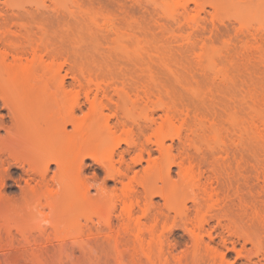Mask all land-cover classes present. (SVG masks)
I'll list each match as a JSON object with an SVG mask.
<instances>
[{
	"label": "rangeland",
	"instance_id": "obj_1",
	"mask_svg": "<svg viewBox=\"0 0 264 264\" xmlns=\"http://www.w3.org/2000/svg\"><path fill=\"white\" fill-rule=\"evenodd\" d=\"M20 1L27 8L32 9L31 16L29 14L25 18L17 16L18 10L13 5ZM142 1L145 4L141 6L134 0H0V22L2 20L9 22L6 24L2 22L0 31L8 29L13 31L9 34V42L23 41L24 33L29 30L35 32V44L40 45L41 54L46 59H51L55 51L60 53L62 51L61 57H68L73 53L80 55L79 59L84 60L88 66L86 80H93L91 100L95 99L97 103L105 104L107 107L103 111L107 115L111 116L114 113L113 116L116 117L115 112H120L118 113L120 115L127 113L128 116L137 118L136 121L139 122L134 123L133 120L130 122L131 119L126 114H122V117L117 114L121 120H124L123 116H127L130 122L127 121L128 128H132L134 132L125 133L117 125L118 118L111 116L110 137L107 138L105 132L102 134V139L112 144L117 143L121 138L126 137L129 140L135 138L151 150L152 155L149 154L148 157L145 151L142 164L135 168L139 170L138 176L141 177L144 174L143 168L150 165L165 167L170 164L174 180H179V163L184 159L188 166L187 158L190 155L194 160L196 171L202 173L201 183L205 184L213 180L215 194L202 198L198 195L201 193L199 187L193 186L177 192L179 196L177 194L165 199L159 194L161 189L166 188L165 184L159 182L151 187L150 191L155 194L146 197L144 188L135 183L137 181L135 178L133 184L138 187L137 198L124 197L120 195L122 183L106 179L107 169L102 166L100 168L99 164L93 162L90 157L85 159L88 167L85 168L82 189L90 190L92 197L83 202L78 195L63 194L61 193L63 184L55 178V165H51L48 173L50 176H46L49 177L47 181L42 179L40 173L27 172L30 167L39 165L36 160L40 158L36 155L40 154L44 141L39 144L40 147L34 146L35 141L30 140L29 135H25L29 144L27 140L23 142L25 138L21 139V144L28 146L33 144L31 143L33 140L35 144L32 146L38 148L33 147L36 151L29 148L34 152H26L27 157L24 153H20L19 160L24 167L14 165L12 157H9L10 147L3 145L5 142L10 144L9 135L15 130L11 128H16L20 124L22 116L12 117L8 112L9 109L6 108L8 111L5 109L0 99V118L5 119L2 120L3 123L0 122V182L4 181L3 185L0 184L2 185L0 227L15 230L20 249L36 245L37 243L29 238L32 239L34 233L41 235L43 244L55 243L60 262L68 261L73 264H90V262L162 264L163 260L160 258H167L164 257L166 253L171 264L182 263L178 261V255L183 257V260L186 255L188 256L184 264H223L219 257L222 253L226 256V261L233 264H258L259 261L264 264V141L252 137L244 138L238 130H233L228 117L233 96L241 97L247 92L264 95V49L260 50L256 45H252L248 54L244 55L243 45L248 38L236 35L239 27V21L236 20L239 15L251 17L254 25L259 26L264 22V9L262 7L257 10L258 0H225L229 7L222 9L220 13L226 18V23L219 25L216 30L209 25L207 30L200 33V37L210 43L212 51L209 55L198 56L183 53L184 41L181 38L187 36L188 29L179 30L153 25L150 17L156 12L155 8H152V0H148L151 1L150 3L147 0ZM108 13L116 17L115 22L120 21L119 25L114 22V25L120 26L118 31L113 29L115 28L113 25V28H110L109 24L105 27V16ZM131 17L141 20V24H131ZM259 35V40L261 37L264 40V33ZM174 37L179 41L174 40ZM230 40L234 42L233 47L229 45ZM148 41L159 46L164 53L152 56L138 53L137 51ZM7 44L8 42L0 40L1 49ZM201 44L202 42L198 45V49ZM169 50L172 52H168ZM227 52L231 53V57H228ZM67 81L73 84L70 88L74 96L80 97L82 108L85 114H88L91 105L85 97V91L75 84L72 74L67 76ZM96 84L101 89L97 90ZM103 89L107 91L108 97L103 93ZM120 98H122L121 107L120 104H116ZM160 99L165 102L176 99L178 108H189L190 115L177 116L172 124L162 125L164 118L160 116L163 114L161 108L165 106H162ZM233 103L239 109L240 117H247L250 109L243 106L239 100ZM152 111L155 112L157 122L150 126L146 116ZM262 111L264 113V107ZM78 113L80 116L83 115L82 112ZM1 124L8 127L5 129ZM68 128L71 130V125ZM17 129L19 128H16V131L20 133L21 131ZM10 130V134L7 135L6 132ZM16 133L14 131V134ZM176 133L188 137V153L183 151L176 136L173 140L170 139V136ZM161 134H166L169 137L168 143L174 146L169 156L162 155L155 144ZM127 148L125 143H121L120 150ZM140 152L138 147H134L125 155V160L128 161L126 162L132 163L133 156ZM34 156L37 159H33ZM117 160L119 162V157L115 156V166L120 167L121 164ZM133 173L134 171L130 172V175L134 176ZM39 178L42 181L39 182ZM103 180L106 181L107 189L103 190L105 192L103 195H99L97 191H101L98 188ZM26 182L29 183L28 186ZM194 198L199 204L196 201L192 202ZM130 199H138L140 207L142 206L141 209L135 207L132 220L136 221L139 217V224L148 228L156 227L158 231L156 235L161 233L162 238L168 234L166 237L171 239L172 243H176V248L172 250L174 252L170 253L169 246H166L168 244H165L166 240L161 241L162 244L159 235L157 239L154 235L156 241L159 239L156 244L165 245L163 251L166 253L163 252L162 257L158 256L157 261L155 259L158 255L157 251L160 252L158 248H162V245L158 244L160 246L158 247L156 241L154 243L152 241L153 247L157 249L155 252L152 246L149 247L150 253H157V255L154 253L155 258L152 257L154 263L145 259L146 254L140 261L133 257L134 245L137 242H134L131 235V237L128 235L129 238L124 235L123 238H127L126 241L130 239L132 244L126 243L124 239L123 244L118 240V243L116 242L118 245L108 240L105 234L108 236L109 228L103 226L101 221L110 220L111 228L120 231L123 225L120 215L124 213V204ZM144 207H149L150 210L149 212L146 209L149 213L145 214L146 217L142 211ZM228 216L231 221H227L230 219ZM218 224L223 231L219 232L212 241L211 232ZM148 228H144L146 235H143L142 243L149 238L150 233L148 234L147 231L153 229ZM192 233L198 235L200 242L204 243V239L205 244L212 245L214 251H208L209 247L206 249L200 242H197V245L195 243L197 238H194ZM247 235L252 237H249L252 242H245ZM151 238L152 235L148 241H151ZM233 242L241 250L242 255L239 258L235 252L226 250V246L233 247ZM136 245L138 247V243ZM145 251H147L146 246ZM140 253L138 254L141 255ZM173 253L177 256V260L172 257ZM151 255L149 254L150 257ZM168 262L164 261V264Z\"/></svg>",
	"mask_w": 264,
	"mask_h": 264
},
{
	"label": "bare ground",
	"instance_id": "obj_2",
	"mask_svg": "<svg viewBox=\"0 0 264 264\" xmlns=\"http://www.w3.org/2000/svg\"><path fill=\"white\" fill-rule=\"evenodd\" d=\"M134 1L136 4L137 3L141 4V6L145 4L144 1L142 0H134ZM150 2L148 1V3ZM151 3H152L151 5L153 6L152 8H155L154 10L156 12L155 15L153 13V15L150 17L151 21L153 22V25H157L162 28L189 30L187 36L181 38L182 41H184L183 43L184 54H195L201 56V55H209L211 53L212 46L210 45L209 42L204 41L200 37V33L207 30V27L209 25H211L212 28L216 30L219 25L226 23V18L222 16L220 12L222 9L229 7L228 2H226L225 0H152ZM257 3H258L257 10H260L262 7L264 9V0H258ZM13 6L16 7V9L18 10L17 16L20 18H25L27 14H29V16L32 15L31 14L32 9L27 8L22 1L17 2ZM114 18L116 17L108 13L105 16V21H106L105 27H108L109 24L110 28H113L114 26L115 28L113 29L118 31L120 26L117 27L116 25L117 24L119 25L120 21L119 19H117L119 21L117 23L115 22L116 19ZM130 19H131L130 22L133 25L141 24V20L135 17H131ZM237 21H239V27L237 29L236 35L237 36L243 35L248 38L245 41V44L243 45V47L245 48L243 54L247 55L249 52L248 50L249 48H251L252 45H256L260 50L264 49L263 38L261 37L262 40L261 39L259 40L260 38L259 34L262 35L264 33V24H263L264 22L260 23L261 22L260 21L259 22L260 25L256 26L254 25L253 22L254 20L251 21V17L247 18L243 15L242 16L239 15V17H237L236 22ZM2 22L4 21L2 20L0 22L1 26L3 25L1 24ZM6 22L7 21H5L4 24H6ZM114 22L117 24L114 25ZM251 22H253V24ZM8 30L0 31V40L2 42H8L7 46L4 49L0 48V99L3 102L5 109L6 108L9 109V111L7 109L6 110L9 112V114L12 117H16V115L22 116V119L19 121L20 124H18L19 127H17L18 125L16 126V128H19L17 130H20L21 132L18 133V131H16V128L10 125L12 127L11 128L9 126L11 130L15 129L14 130L15 133L16 132L17 133L14 134V131H12V134L9 135L11 130L6 132L7 135H9L11 138L9 140L10 144L9 142L4 141L6 144L3 142L4 147L7 146L10 147L9 151L11 153L9 155L8 152V155L9 157H12L13 163L14 165L16 164V167L18 165L23 166V164L19 160V156L21 155L20 153L22 154L24 153V155L27 157L26 152L33 153L34 151H36L35 149L40 147L39 144H41L44 141L45 143H42L43 147L40 151V154L38 153V155H41V157L36 155V157L40 158L36 160L39 165L33 168L30 167L28 171L27 169L25 170L27 172L35 171L38 174L40 173L42 179L45 181L46 179L49 178V177L47 178L46 176L49 175L48 173L50 171L51 165H55L56 166L55 178L57 179V181H60L63 184L62 187L63 190L61 193L69 194V195H78L83 199V202L84 200H87V198L92 197L91 196L92 193L90 192V190L82 189L84 182L83 179H85V175H84L85 168L88 167L86 166L85 163V159L87 157L88 158L90 157V159H92L93 162L99 164L100 168L102 166L104 169H107L106 170L107 173L105 174L106 179L108 180L112 179L114 180V182L117 181V183L118 182L122 183L121 186L122 185L123 186L121 188L120 195L124 197L137 198L139 192H138V187L133 184L135 178H136L135 180H137L135 181V183H137L142 188H144L146 197L149 196V194H155L150 190L154 184L159 182L165 184L166 188L161 189V191L159 192V194L165 199L177 195L178 194L177 192H179L184 188H191L193 186L199 187L201 193L198 195L202 196V198H204L203 196H212L215 194V187L213 180H209L205 184L201 183L200 176L202 175V173L196 171L195 165L193 163L194 160L190 155L187 158L189 160L188 166L186 165L185 163L186 161L184 159L179 163L180 165L179 180L176 181L174 180L173 170L170 164H167L165 167L150 165L145 169L143 168L144 174L141 175V177L138 176L139 170L135 168L138 165L142 164L144 160L143 154L145 151H147L148 157L152 155L150 153L151 150H148L143 143L137 141L135 138L134 139L132 138V140H129L126 137L121 138L115 144H112L108 140L102 139V134L104 132L106 133L107 138L110 137L112 128L109 125V121L110 118H112L111 116L114 115V113L111 114V116L105 114L103 109L107 106L103 103H99V102L97 103L96 102L97 100L95 99L91 100L92 97L90 96V94L91 92H93V90L91 89V84L93 83V80L92 79L86 80L88 66L86 65L84 60L79 59L80 55L78 53H73V55L71 56L61 57L62 51L61 53L59 51H55L51 59H46L41 54L40 45L35 44L34 41L35 32L29 30L26 33H24L22 35L23 41L19 40V41L9 42L8 39L9 34H11L13 31L11 30L8 31ZM173 39L179 41L178 38L176 37H174ZM201 42L202 44L198 49L197 47ZM228 42L230 47L234 46V42L232 40ZM137 52L140 54L152 56L154 54H162L164 53V50H162L159 46L155 45L154 43L148 41L144 43L143 47H141V49ZM168 52H172V50H169ZM230 54H231L230 52H227L228 57H231ZM63 58L65 59L63 60ZM69 74L73 75V77L75 78V84H77L81 90L85 91L86 93L85 97L88 102L90 101L89 105L91 106H90V112L88 114H85L82 108V101L80 100V97L74 96L73 90L70 88L73 84L67 81V76ZM96 86H97V90L101 89V87H99L97 84ZM106 92L107 91L103 89V93L106 94ZM106 96L108 97L107 94ZM148 99H151V97H148ZM109 100L113 101L112 99ZM237 100H239L243 106H247L250 109V112H248L247 117H240L239 109H237L233 105L234 104L233 102H236ZM121 101L122 98H120V100L116 102V104L117 103L120 104L119 107H121ZM159 101L163 104L162 106H165L161 108L163 114H161L160 116L164 118V123L162 125L172 124L177 116L188 117L190 115L189 108L186 109L178 108V101L176 99H170L166 102L160 99ZM119 107H117V109ZM263 107H264L263 94L257 92H247V93H243L241 97L235 98L233 96L231 98V105L229 106L230 113L228 114L229 122L231 123L232 125L231 127L233 128V130H238L240 135L246 139L252 137L263 142L264 141V113L262 111ZM78 112H82L83 115L80 116ZM118 113L115 112L116 117L113 116L115 118H118V120L116 119V121H118L117 125L120 126L125 133L132 134L134 130L132 128L131 129L128 128L129 124L127 123L128 121L127 113H122L123 115L125 114L127 115L125 117L123 116L122 118L124 120L125 118H127L125 121L121 120L122 114L120 115ZM154 113L155 112L152 111L146 116V121L150 124V126L154 125L157 122ZM117 114L121 116L120 119L119 117H117L118 116ZM128 117L131 119V120L129 119L130 122H132V120L134 123L138 122L136 121L137 118L134 119L135 117L132 116L131 117L128 116ZM2 120L0 122H2ZM1 125L3 126V124ZM69 125H71L72 127L71 130L68 128ZM135 126L136 125H134V127ZM6 127L4 128L6 129ZM161 131L163 132V128H161ZM19 134H22L23 137L19 136ZM25 135L27 136L29 135L28 138L30 140L33 139L36 145H34L35 143L32 140L31 143L33 144L30 143L31 145L27 146L24 143L25 145L23 146L21 144L22 143L21 139L25 138L23 142L27 140ZM175 136L180 141L183 147V151L188 153L187 151L188 137H186L182 133H176L175 135H171L170 139L173 140ZM168 138L169 137L166 134L165 135L161 134L157 138V141H155V144L159 152L164 156L171 155L174 149L173 144L168 143ZM17 140H19L18 143ZM121 143H125L128 146V148L120 150ZM32 145L38 147L36 148ZM134 147L135 148L138 147L141 152L138 153L135 157L133 156V158L131 159L132 163L131 161H129L130 163H127L128 161L127 159L125 160V155L129 154ZM29 148L34 151L32 152V150H30ZM115 156L119 157V162L118 160L117 162L121 164L120 167L119 165L118 167L115 166V162H116ZM36 157L34 156L32 158L37 159ZM133 171L135 175L131 176L130 172ZM42 179L40 180L39 178L38 181L40 182L42 181ZM126 179L128 180L125 181ZM103 181L104 182L101 183L98 188L101 191H97V194L99 195H103V193H105L103 190L107 189L106 187L107 184L105 183L106 181L105 180ZM2 182L4 181H1L0 184L3 185ZM28 184L29 183H27L26 185L28 186ZM2 185H0V188ZM31 186L32 185H30V187ZM115 191L113 192L115 193ZM198 195L197 198L199 197ZM195 201L198 202L194 198L192 202ZM136 206L139 207L140 209L142 207V206L140 207V202L138 201V199L135 200L130 199L128 203L124 204L123 207L124 213L120 215V218L123 221V225L122 227H120V231L118 230L115 231L113 228H111L112 223L109 222L110 220L101 221L103 226L109 228L107 230H109L110 232L112 230V233L109 232L108 236L107 234H105V236L108 238L109 241L111 240L114 242V244L118 245L117 244L118 240L119 242L121 241L122 243L123 239L125 240L126 243L127 242L131 243L130 239L126 241L127 238H129L128 235L129 236L131 235L132 237L131 236L130 237L134 240V242L138 243V247H136L137 243L135 245L133 244L135 247V249H133V257L135 258V260L137 259L140 260L143 257L147 256V258L145 257V259L147 260L149 259L148 261L154 263L153 261L154 259L152 257L157 255V253L158 255L156 258L154 257L155 259L162 257L161 255L164 256L163 248L165 245L164 246L162 245L163 240H166L167 242L169 241L168 243L167 242L164 243L168 244L166 246L167 247L169 246L170 253L174 252L172 250L176 248V243H172L171 239L166 237L168 234L164 236L165 239L162 238L163 235L161 233L158 234L159 236L156 235L158 232L156 230V227H154L155 228L154 229L152 226L150 228L153 229H150L142 224H139L138 222L140 221L138 220L140 219L139 217L136 220L138 223H135L136 222L135 219L132 220L134 218L132 216V213L135 211L134 209ZM146 209L148 210L149 207L147 208L144 207L142 209L144 217H146L145 214L148 211L150 212V210L147 211ZM255 211H257V209ZM143 214L141 216H143ZM148 214L149 213H147L146 215ZM132 221L134 222L132 223ZM144 228L150 229L149 230L150 232L147 231V233L148 234L150 233L152 235L151 241H148L151 236L150 234L148 240H146V242L148 241V244L150 243L149 245L146 244V242L142 243L143 242L142 239H144L143 235L144 234L146 235V233H144L146 232ZM124 235H127V238H123ZM153 236L156 239L157 236L158 238L162 236L159 238L160 240L158 239L160 242L162 241L161 242L162 244L158 243L160 246L162 245V248L158 246V244H156L159 241L158 240L156 241V239ZM192 236L198 239V241L197 239L196 240L194 239L196 241L195 242L196 244L197 242H200V238H198L197 234L192 233ZM249 237L251 236L247 235L245 242L253 241L251 239L252 237L251 238ZM210 238L211 240H213V237L211 235ZM152 241L153 243L156 241L155 244L156 246L160 247V248L157 247L158 249H160V252L157 251L155 247H153ZM201 243L202 242H200V244ZM202 244H204L203 246H205L206 249L209 247V249H207L208 251L209 250L214 251L212 245L211 247L210 245L208 246L207 243L206 244L202 243ZM232 244L233 247L229 248L226 246V250L228 252L229 251L235 252L238 258L241 257L240 256L242 255L241 250L236 247L235 242H233ZM145 246L148 252L145 251ZM151 246L153 251L155 250V252L157 251V253L155 252L150 253L151 248L149 247ZM138 253H140L141 255L143 253V255L141 256ZM144 254L146 255L144 256ZM149 254L150 255L153 254V255H151L150 257ZM139 256L141 258H139ZM166 256L168 260L167 258H163V257H162L163 259L160 258L161 260H163L161 261L162 264H164V261L165 262L169 261V257L167 253L165 254L164 257ZM178 256L179 257L175 256L174 254V256L172 257L174 258V260H177L176 259L177 257L178 261L180 260L179 262H182L181 264H184L183 262L186 261L188 258V256L186 255L183 260L182 259L183 257L181 258L180 255ZM219 257H220V261L223 264H233L232 262L226 261L227 260L226 256L223 253ZM170 262L166 264H169ZM261 262L262 261H259L258 264H261Z\"/></svg>",
	"mask_w": 264,
	"mask_h": 264
},
{
	"label": "built area",
	"instance_id": "obj_3",
	"mask_svg": "<svg viewBox=\"0 0 264 264\" xmlns=\"http://www.w3.org/2000/svg\"><path fill=\"white\" fill-rule=\"evenodd\" d=\"M227 221H231V218ZM215 228L211 232L213 238L223 231L219 224ZM18 239L15 230L0 227V264H73L68 261L60 262L55 250V243L49 241L50 243L43 244L41 235L34 233L32 239L29 238V240L37 244L26 249H20ZM203 242L205 243L204 239ZM90 264L97 263L90 262Z\"/></svg>",
	"mask_w": 264,
	"mask_h": 264
}]
</instances>
